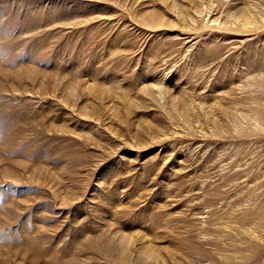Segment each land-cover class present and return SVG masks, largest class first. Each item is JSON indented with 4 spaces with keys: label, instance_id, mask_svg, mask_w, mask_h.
<instances>
[{
    "label": "rangeland",
    "instance_id": "obj_1",
    "mask_svg": "<svg viewBox=\"0 0 264 264\" xmlns=\"http://www.w3.org/2000/svg\"><path fill=\"white\" fill-rule=\"evenodd\" d=\"M0 264H264V0H0Z\"/></svg>",
    "mask_w": 264,
    "mask_h": 264
}]
</instances>
